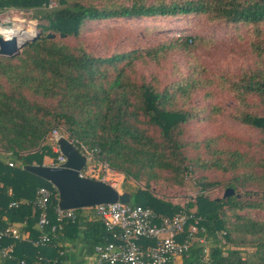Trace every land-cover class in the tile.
Listing matches in <instances>:
<instances>
[{
    "label": "trees",
    "instance_id": "trees-1",
    "mask_svg": "<svg viewBox=\"0 0 264 264\" xmlns=\"http://www.w3.org/2000/svg\"><path fill=\"white\" fill-rule=\"evenodd\" d=\"M12 10L30 11L39 33L17 55H0V152L13 163L0 161V230L19 223L22 232L37 239V190L53 186L23 167L55 160L48 133L63 126L62 134L88 153L94 165L107 163L126 179L143 182L144 187L130 191L132 204L149 207L160 217L183 207L193 210L213 264H264V217L253 214L264 211V0H57L54 6L49 0H0L1 15ZM181 16L233 26L238 38L245 32L254 62L227 74L220 89L237 103L230 117L256 129L257 138L221 132L189 139L190 97L203 84L194 77L164 82L157 71L149 78L139 72L138 66L148 60L160 65L170 53H185L194 35L127 49L112 48L111 37L99 55L69 39L92 29L96 21ZM139 27L147 32L155 28ZM207 109L224 113L218 104L209 103ZM192 175L200 193L183 207L150 190L159 180L183 186ZM218 185L234 193L215 198L203 194ZM13 201L18 205L11 206ZM55 205L56 200L49 204L50 224L56 222ZM74 211L76 220L66 221L51 245L4 243L14 242L16 257L33 264H43L40 256H56L64 248L58 245L63 237L78 238L91 254L103 240L104 228L93 207ZM199 254L194 243L190 258L180 264H197Z\"/></svg>",
    "mask_w": 264,
    "mask_h": 264
},
{
    "label": "rangeland",
    "instance_id": "rangeland-1",
    "mask_svg": "<svg viewBox=\"0 0 264 264\" xmlns=\"http://www.w3.org/2000/svg\"><path fill=\"white\" fill-rule=\"evenodd\" d=\"M49 2L56 4L57 0H49ZM12 12L9 16L16 22L15 25L23 24L22 27L32 32L31 37L39 32L37 18H34L30 11L14 12L12 10ZM141 25L155 26V28L147 32L141 30L139 27ZM110 28L115 32H112ZM186 35H194L195 38L193 43L184 50L185 53H170L160 65L148 60L147 64L138 66L139 72L149 78L151 72L157 71L164 82L194 77V80L203 84V86L199 85L197 88L200 90L190 97L188 108L191 109L193 116L186 123L189 139L202 140L221 132L245 139L257 138L259 134L256 129L240 124L230 117L237 103L227 92L220 89L222 79L227 74L238 73L242 67L250 66L254 62V58L247 53V46L243 39L245 32H242L241 38H238L233 26H225L221 22H208L204 17L111 18L103 22L96 21L92 29H85L78 38L70 37L69 39L71 42L85 45L99 55L103 54V46L111 37H114L111 43L112 48L127 49L155 46ZM209 80L212 83L208 82ZM209 103L223 107L224 113H209L207 109ZM53 129L62 134L64 127L59 126ZM101 165L86 168L87 172L95 167L103 168ZM106 176L108 182L119 191H135L144 187L143 182L126 179L124 174L112 168L106 172ZM194 177L196 175L188 176L183 186L171 185L163 180L152 182L150 190L157 197L185 206L200 193ZM224 192L225 187L218 185L201 193L215 198L222 197ZM239 192L242 193V191ZM253 214L264 217V211L254 210Z\"/></svg>",
    "mask_w": 264,
    "mask_h": 264
},
{
    "label": "built area",
    "instance_id": "built-area-1",
    "mask_svg": "<svg viewBox=\"0 0 264 264\" xmlns=\"http://www.w3.org/2000/svg\"><path fill=\"white\" fill-rule=\"evenodd\" d=\"M52 5L55 3L49 2V6ZM6 23H11V27L3 31V25ZM15 23L11 16L0 15V36L6 40L15 37L19 44L22 42L19 40L21 38L19 34L27 29L22 27L23 24L15 25ZM61 136L66 137L56 129L48 133L52 150L56 153L51 165L57 166L66 160L58 146V139ZM69 140L74 144L72 139ZM82 153L90 158L88 153ZM9 165L12 166L13 163L9 162ZM93 166L94 164L85 166L79 171V176L108 182L106 172H109L110 167L107 163H102L103 168L95 167L87 172L86 168ZM57 198L58 193L54 187L41 186L37 190L34 203L40 210L37 228L41 231L37 239H31L29 233L22 232L16 225L0 230V259L3 262L33 264L26 258L16 257L15 244L10 241L25 240L33 246H48L58 240L66 221L76 220L77 214L74 209H60ZM52 200H56V205L53 207L56 222L50 224L48 211ZM10 205L17 206L18 202L13 201ZM93 209L104 228V238L95 244L93 250L97 264H180L182 259L190 258L194 243L200 247L197 264H213L209 257L208 242L205 236L200 234L203 231L199 226L200 217L193 210L188 211L183 207L171 216L160 217L149 207L120 201L95 205ZM47 226L50 227L49 231L44 230ZM8 240L10 241L4 243ZM65 253L64 249L59 248L56 256L52 258L40 256L39 261L43 264H62Z\"/></svg>",
    "mask_w": 264,
    "mask_h": 264
},
{
    "label": "water",
    "instance_id": "water-1",
    "mask_svg": "<svg viewBox=\"0 0 264 264\" xmlns=\"http://www.w3.org/2000/svg\"><path fill=\"white\" fill-rule=\"evenodd\" d=\"M11 23L3 25V31L10 29ZM35 33L30 39L26 38L17 43L16 38L3 39L0 36V55L12 57L17 55L25 43L38 36ZM49 37L54 34L49 32ZM60 152L66 160L59 165L27 164L23 168L45 181L49 182L58 193L57 205L60 209H78L93 207L99 204H111L117 201L131 203L132 194L128 190L119 191L111 183L90 177L79 176V171L85 166L93 165V159L80 152L66 137L58 139ZM234 193L232 188H226L223 196Z\"/></svg>",
    "mask_w": 264,
    "mask_h": 264
},
{
    "label": "crops",
    "instance_id": "crops-1",
    "mask_svg": "<svg viewBox=\"0 0 264 264\" xmlns=\"http://www.w3.org/2000/svg\"><path fill=\"white\" fill-rule=\"evenodd\" d=\"M11 158V156L0 152V161L2 163L9 164V162H12ZM47 164L51 165L52 161H48ZM14 225L19 226L20 228L22 227V224L19 223ZM24 232L29 233L28 230ZM69 237L72 238V235H69ZM58 243L59 246H64L63 249L66 251L62 264H97L93 252L89 254L85 248V245L78 241V238L74 240H68L63 237L62 242L58 241ZM0 262L4 263L1 261V259Z\"/></svg>",
    "mask_w": 264,
    "mask_h": 264
},
{
    "label": "bare ground",
    "instance_id": "bare-ground-1",
    "mask_svg": "<svg viewBox=\"0 0 264 264\" xmlns=\"http://www.w3.org/2000/svg\"><path fill=\"white\" fill-rule=\"evenodd\" d=\"M31 34L30 31H27V30H23L20 34H19V37H21L19 40H22L25 39L27 36H29ZM31 37V36H30ZM29 37V38H30Z\"/></svg>",
    "mask_w": 264,
    "mask_h": 264
}]
</instances>
